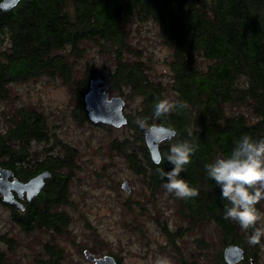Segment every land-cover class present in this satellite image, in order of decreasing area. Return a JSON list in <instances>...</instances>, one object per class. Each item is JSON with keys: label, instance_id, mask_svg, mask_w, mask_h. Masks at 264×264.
Listing matches in <instances>:
<instances>
[{"label": "trees", "instance_id": "16d2710c", "mask_svg": "<svg viewBox=\"0 0 264 264\" xmlns=\"http://www.w3.org/2000/svg\"><path fill=\"white\" fill-rule=\"evenodd\" d=\"M149 23L171 50L161 60L168 65V74L159 75L155 52L139 45L142 27ZM92 47H98L102 64L96 56L85 58ZM82 59L86 60L83 71ZM77 73L84 77L77 79ZM42 76L61 78L65 85L78 88L79 116L85 120L90 119L84 96L93 77L105 78L109 90L125 101L139 99L134 110H124L128 123L122 126L123 137L115 134L114 126L97 125L109 132L103 145L123 157L139 178L140 189L165 192L176 206L175 220L163 217L158 222L166 238L160 246L179 264H227L223 252L232 243L245 249L239 263L261 264L264 239L250 245L252 230L244 231L224 219L228 202L221 199V190L208 177L205 165L229 155L245 134L264 137V0H21L15 8L0 11V103L8 101L14 83ZM163 98L186 102L188 107H176L157 120L154 104ZM4 118L0 166L24 180L44 170L51 172L40 197L28 201L24 210L13 207L11 220L20 232L52 233L54 242L43 247L49 259L37 258L36 264H65L64 249L55 237L70 234L67 207L72 205L77 149L58 143L46 116L35 108L20 107ZM137 118L146 121L143 128ZM152 125H165L178 133L160 144L158 164L145 141ZM184 139L198 149L180 178L198 195L180 199L162 187L166 180L161 172L173 170L167 155L173 143ZM35 143L43 147L33 149ZM40 151L47 155L39 157ZM110 184L123 192L119 181L111 178ZM132 193L134 189L121 202L122 209L142 212L141 198L134 201ZM257 208L263 213L264 201ZM135 224L142 223L135 220ZM5 237L0 233V242ZM186 238L193 240L194 248L183 247ZM94 251L98 253L95 246ZM0 264L24 263L19 258L11 261L0 248Z\"/></svg>", "mask_w": 264, "mask_h": 264}, {"label": "rangeland", "instance_id": "374dc122", "mask_svg": "<svg viewBox=\"0 0 264 264\" xmlns=\"http://www.w3.org/2000/svg\"><path fill=\"white\" fill-rule=\"evenodd\" d=\"M142 28V40L139 45H147L155 52L156 72L159 75L168 74V65L161 60L169 55L171 50L163 44L154 24L149 23ZM138 39L137 36L136 40ZM92 56L100 59L98 63L102 64L103 59L98 54V47L89 49L85 58ZM79 67L81 71L85 69V59H82ZM83 77V73H77V79ZM77 89L65 85L61 78L36 77L14 83L8 101L0 103V121L3 129L7 126L4 114L12 116L20 107L35 108L46 116L52 135L55 133L53 136L57 137L55 140L58 143H67L77 149L74 164L76 176L70 187L72 205L67 207L71 216L70 234L55 237L56 243L64 249L65 264H92L84 254L85 249H93L91 251L97 256H116L120 258V264H152L157 256H167L173 264H179L177 259L160 246L166 244V238L158 222L159 218L163 217L175 220L176 206L169 201L165 192L154 194L144 186L141 190L139 178L129 169L123 157L111 154L106 149L103 144L109 140V132L101 125L79 116ZM109 93L110 96H118L110 90ZM138 100H126L125 112L134 110ZM122 133H125L124 127L117 128L115 134L123 137ZM42 147L43 143L33 144V149ZM46 155L47 151H40L38 154L41 158ZM111 178L121 183V189L123 181L129 180L132 190L134 189L132 199L138 201L140 197L144 205L142 212L122 209L121 202L130 193L112 188ZM135 220L141 222V226L136 225ZM0 233L7 239L0 242V248L11 261L19 258L24 264H36L37 258L49 259L43 247L46 243L54 242L52 233L20 232L11 220V210L1 199ZM6 241L10 242L6 244ZM194 244L190 238L182 242L183 247L185 245L188 248H194ZM94 246L98 253L94 251ZM260 262L264 264L263 253L260 254Z\"/></svg>", "mask_w": 264, "mask_h": 264}, {"label": "clouds", "instance_id": "9594fccd", "mask_svg": "<svg viewBox=\"0 0 264 264\" xmlns=\"http://www.w3.org/2000/svg\"><path fill=\"white\" fill-rule=\"evenodd\" d=\"M176 107L183 109L188 105L168 98L158 99L154 104L153 115L159 120ZM136 123L143 128L146 121L137 118ZM169 133V139L178 135L174 128H169ZM197 149L198 145L188 139L173 143L170 147L167 160L174 167L171 171L161 172V178L166 180L162 187L177 198L198 195L197 189L180 178ZM205 169L208 177L220 188L221 199L228 202L224 219L237 223L244 231L251 229L248 237L250 245L260 243L264 239V213L259 211L257 205L264 201V137L254 139L250 135H243L229 155L218 156L214 162L206 164ZM152 264H173V261L167 256H157Z\"/></svg>", "mask_w": 264, "mask_h": 264}, {"label": "water", "instance_id": "95a60500", "mask_svg": "<svg viewBox=\"0 0 264 264\" xmlns=\"http://www.w3.org/2000/svg\"><path fill=\"white\" fill-rule=\"evenodd\" d=\"M20 1L1 0L0 11H9L15 8ZM84 101L88 117L93 123L107 124L116 128L128 123V117L124 112L125 99L119 95L110 96L109 83L105 78L99 76L90 79L89 89L85 93ZM169 128L165 125H152L145 134V141L151 158L156 164L162 161L160 144L169 139ZM13 176V170L0 166V194L2 195V201L6 204H15L19 208L24 209L23 204L14 198L13 193L17 192L20 196L26 193L27 200L32 201L46 186V181L50 178L51 172L44 170L26 182L19 180L17 177H14L11 181L10 178ZM122 189L127 193H131L132 187L128 179L123 181ZM84 254L92 264H118L116 257L113 255L97 256L89 249H85ZM223 257L227 264H238L245 258V249L237 244H229L224 249Z\"/></svg>", "mask_w": 264, "mask_h": 264}, {"label": "flooded vegetation", "instance_id": "af4514ba", "mask_svg": "<svg viewBox=\"0 0 264 264\" xmlns=\"http://www.w3.org/2000/svg\"><path fill=\"white\" fill-rule=\"evenodd\" d=\"M14 177H17L19 180H21V181H23V182H26V181H28V180H24V179H22L21 177H19V175H16L15 173H14V176L13 177H11L10 178V180L12 181L13 179H14ZM43 191V190H42ZM42 193V192H41ZM40 193V194H41ZM14 194V198L18 201V202H20V203H22L23 204V206H24V208H25V204L26 203H28V200H27V198H26V193H24L23 194V196H20L17 192H14L13 193ZM40 194L36 197L37 199L40 197ZM36 198H34L33 200H36ZM0 199L2 200V195L0 194ZM32 200V201H33ZM31 201V202H32ZM4 205L7 207V208H9L10 210L11 209H13V207H18V206H16L15 204H6V203H4ZM21 209V208H20ZM21 210H24V209H21ZM118 261V260H117ZM37 264H41V263H37Z\"/></svg>", "mask_w": 264, "mask_h": 264}]
</instances>
